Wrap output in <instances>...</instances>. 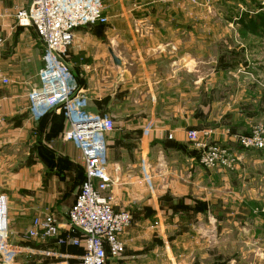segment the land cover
<instances>
[{"label": "crops", "instance_id": "0c3cea01", "mask_svg": "<svg viewBox=\"0 0 264 264\" xmlns=\"http://www.w3.org/2000/svg\"><path fill=\"white\" fill-rule=\"evenodd\" d=\"M31 2L0 0V195L8 199L10 242L31 250L17 264H81L82 247L59 246L55 239H23L36 217L50 214L65 224L85 179L79 148L63 138L68 124L61 111L54 109L41 119H33L29 111L28 95L40 86L44 53L34 25L19 22ZM90 30L76 31L65 61L90 111L116 124L105 138L104 151L110 173L118 170L121 175L112 204L133 216L132 226L120 237L123 255L106 264H157L160 259L164 264H184V259L230 264L232 256L234 264H245V251L229 250L240 244L252 246L249 255L264 264V150L241 149L226 134L230 129L250 133L255 127L251 122L264 116L263 108L251 114L241 107L247 101L264 103V69L255 75L240 70L238 80L227 77L231 72L236 76L239 68L230 56L213 64L217 74L199 76L192 50L172 53L167 62H158L163 55L156 50H149L146 59L128 61L114 40L104 46ZM239 33L245 51L264 53V26ZM110 51L121 60L120 67ZM232 84L246 86L235 100ZM197 129L208 131L210 136L202 139L206 144L226 151L225 164H201L202 150L187 138L188 131ZM151 211L161 229L192 227L195 235L188 238L196 237L198 245L204 232L208 245L200 244L207 250L182 246L160 253L153 238L143 234L152 225L147 218ZM221 243L224 251H210Z\"/></svg>", "mask_w": 264, "mask_h": 264}, {"label": "built area", "instance_id": "2783aa9c", "mask_svg": "<svg viewBox=\"0 0 264 264\" xmlns=\"http://www.w3.org/2000/svg\"><path fill=\"white\" fill-rule=\"evenodd\" d=\"M105 1L32 0L29 12L19 15L22 26L37 28L44 44L40 86L28 95L31 117L41 119L54 109L63 110L68 123L63 138L79 148L85 169V179L68 221L63 224L50 214L36 217L23 239H55L59 246L82 247L85 253L81 264H106L108 259L119 257L124 249L120 237L132 225L130 213L113 208V188L121 183V175L118 170L112 175L104 158L105 138L114 131V121L90 111L88 98L80 92L65 61L77 30L109 23ZM2 81L8 84L7 80ZM207 136L208 133L196 130L187 133L188 140L202 150L200 162L204 167L225 164L226 151L206 144L202 139ZM235 141L246 150H264V131L257 129ZM10 235L8 199L0 195V264H17L31 253L27 245L12 244Z\"/></svg>", "mask_w": 264, "mask_h": 264}, {"label": "rangeland", "instance_id": "374dc122", "mask_svg": "<svg viewBox=\"0 0 264 264\" xmlns=\"http://www.w3.org/2000/svg\"><path fill=\"white\" fill-rule=\"evenodd\" d=\"M105 11L110 17V22L106 25L90 27V31L98 34L95 39L104 46L108 47L110 40H114L115 45H118V52L128 61L137 62L140 57L146 59L149 50H156L158 55H163L158 58V62H167L172 53L173 56H177L192 50L193 58L196 57L199 62V76H205L207 72V74H217L212 69L213 64L224 63L225 59L231 60L230 56L239 63L237 66L239 68L236 69V76H233L231 72L232 75H227V77L239 79L240 70L246 69L250 73H254L257 69H264V53L254 54L256 53L254 51V53L249 50L245 51L241 45L244 42L239 33V29L242 28L251 29L255 26H264V0H106ZM256 23L260 25H256ZM254 39L248 40L247 44L255 41ZM258 40L261 39H256V41ZM245 62L246 65H243ZM243 87L245 91L246 86ZM243 87L231 85L232 99L235 100L240 96ZM241 107L251 114L260 113L263 108L264 114V103L257 104L247 101L242 103ZM60 111L64 116L63 110ZM251 123L253 125L255 123V127L250 133L247 131L237 133L229 128L230 130L226 131L228 138L235 140L236 137L249 136L257 129L264 131V116ZM197 130L208 133L205 129ZM167 202L170 201L167 200ZM130 215L132 216V213ZM155 215V211L148 213L147 218H151V222H149L152 225L143 228V234L147 233L148 237L153 238V240L151 239L152 245L156 244L160 253L167 250L174 252L182 246L207 250V247H201L200 244L202 241L204 246L207 244L204 232H200L198 235L200 240L198 245L196 237L193 240L188 238L190 233L195 235V230L192 227L178 229L173 224L161 229L157 227L153 219ZM141 230L137 231L138 234H142ZM252 249V246L245 247L240 244L229 250L245 251L247 255L242 263L258 264V261L255 262L253 256L249 255L252 253L250 252ZM224 250V245L221 243L210 251ZM123 252L116 259L120 258ZM235 259L236 257L232 256L228 261L230 264H234ZM195 261L197 260L184 259L183 262L191 264ZM163 262L165 263V260L160 259L157 264H164ZM153 264H156V261H153ZM167 264H170V261H167Z\"/></svg>", "mask_w": 264, "mask_h": 264}, {"label": "water", "instance_id": "95a60500", "mask_svg": "<svg viewBox=\"0 0 264 264\" xmlns=\"http://www.w3.org/2000/svg\"><path fill=\"white\" fill-rule=\"evenodd\" d=\"M31 4H32V2H31ZM31 4H30V6H31ZM29 9H30V7H29ZM29 9L27 10V12H29ZM34 28L37 30V28L35 26H34ZM37 32H38V30H37ZM110 54H111V58H112V60L114 62V65L116 67H120L122 65L121 60L118 57H116L115 54L112 51H110Z\"/></svg>", "mask_w": 264, "mask_h": 264}]
</instances>
